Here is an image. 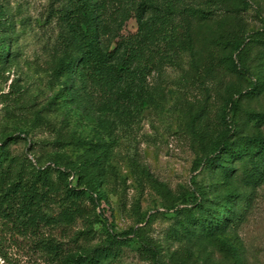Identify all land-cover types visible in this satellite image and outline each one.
<instances>
[{"label":"rangeland","instance_id":"1","mask_svg":"<svg viewBox=\"0 0 264 264\" xmlns=\"http://www.w3.org/2000/svg\"><path fill=\"white\" fill-rule=\"evenodd\" d=\"M244 1L238 2L241 10L233 18L199 23L200 39L183 54L181 64L164 65L148 76L151 105L138 108L123 122L105 109V98L99 95L73 99L65 77L57 73L73 0H0L5 19L0 53L4 43L11 50L10 58L0 61V146L6 142L18 165L67 170L78 169L88 154L84 139H110L111 132L115 139L99 185L101 198L94 194L96 203L86 201L90 210L84 217L74 223L59 220L30 235L0 219L6 254L4 258L0 252V264H55L57 255L47 240L57 245L59 257L91 252L107 243L110 234L129 236L119 264H152L139 250L143 241L156 245L167 264L179 259L264 264V181L245 186L242 169L226 179L201 159V126L208 130L206 142L222 134L223 118L233 121L240 133L255 132L246 110L264 107V90L245 96L237 112L228 106L235 89L264 85V0ZM130 26L136 27L134 22ZM229 28L253 37L250 49L237 61L245 76L234 72L222 59V50L207 42ZM105 116L117 119L111 130L96 120ZM54 172L58 181L59 172ZM71 173L69 181L78 187V177ZM203 192L214 201L237 196L232 223L224 232L191 241L176 236L174 230L183 222L192 215L200 217L193 199ZM222 202L220 207L226 204ZM64 204H54L49 213L62 218ZM177 207L188 210L178 213Z\"/></svg>","mask_w":264,"mask_h":264},{"label":"trees","instance_id":"2","mask_svg":"<svg viewBox=\"0 0 264 264\" xmlns=\"http://www.w3.org/2000/svg\"><path fill=\"white\" fill-rule=\"evenodd\" d=\"M239 1L245 3L244 0H73L68 10L69 35L64 54L57 64V73L65 77L64 86L73 99L85 101L91 95H99L105 98L107 111L112 110L116 118L128 122L138 108H148L153 101L148 76L159 73L164 65H180L183 54L200 39L196 38L199 23L216 17L230 18L241 10ZM132 22L135 29L130 28ZM4 24V13L0 9V30ZM244 32L229 28L212 39L204 37L208 44L222 50V59L243 76L237 61L250 49L253 40ZM262 42L264 46V40ZM9 46L4 43L1 62L10 58ZM263 90L264 85L258 82L246 89H235L228 106L237 112L242 108L245 96L260 95ZM236 96L238 100H235ZM246 112L249 121H254L257 127L255 132L240 133L233 121L223 118L226 125L222 134L206 142L208 130L201 126V159L211 170L225 174L226 179L242 169L243 184L257 186L264 181V107ZM96 120L103 129L111 130L117 123V119L107 116ZM114 140L112 132L110 139L104 135L98 140L84 139L82 142L87 146L88 154L80 159L78 169L67 170L52 166L31 169L25 163L18 165L15 157L6 150V142L2 144L0 219L11 224L17 232L30 235L59 220L74 223L78 217H84L90 210L86 201L96 203L98 199L94 194L101 198L99 185ZM55 169L59 172L58 181L54 179ZM72 171L78 177L77 186H84L81 189L69 181ZM222 198L214 201L204 192L195 196L193 203L199 208L200 217L192 215L174 230L175 235L182 234L191 241L194 237L224 232L233 221L232 204L237 196L229 194ZM222 200L226 204L220 207ZM61 201L65 202L61 212L63 217L52 216L49 209ZM183 208L177 207L176 211L188 210ZM127 237L110 234L107 243L91 252L59 257L56 244L50 240L45 244L57 255L55 264H119L124 245L129 244ZM2 248L0 240V252L6 258ZM139 250L152 264H167L156 245L143 241ZM175 264L195 263L179 259Z\"/></svg>","mask_w":264,"mask_h":264}]
</instances>
